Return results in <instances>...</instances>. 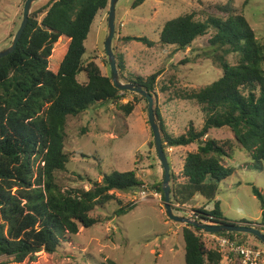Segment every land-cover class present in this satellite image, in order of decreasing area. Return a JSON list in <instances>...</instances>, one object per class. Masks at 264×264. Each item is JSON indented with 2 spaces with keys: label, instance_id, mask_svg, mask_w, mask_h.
<instances>
[{
  "label": "trees",
  "instance_id": "16d2710c",
  "mask_svg": "<svg viewBox=\"0 0 264 264\" xmlns=\"http://www.w3.org/2000/svg\"><path fill=\"white\" fill-rule=\"evenodd\" d=\"M227 2L216 4L225 12L224 18L199 20L193 12H186L166 20L159 33L162 44L174 45L182 52L214 29L209 52L222 69L221 75L198 90L179 95L200 105L202 127L196 130L191 125L175 136L165 129L154 108L165 153L170 146L193 147L183 159L181 184L176 186L171 171L172 203L185 205L201 196L204 204L193 210L199 219L218 223L232 222L224 217L217 197L220 182L233 173L224 160L242 149L254 168L264 162V45L256 39L244 14ZM108 5L109 0H49L36 15H29L15 49L0 58V256L11 257L0 264H32L40 251L51 255L65 234H76L80 227L89 228L98 222L90 213L114 199V190L127 191L144 184L134 170L104 173L87 190H62L55 182V172L68 162L63 151L68 116L83 113L95 103L114 102L127 114L133 108L130 101L121 103L128 91L116 88L111 74L103 75L94 61H84V43L92 22ZM123 40L152 44L145 36L126 35ZM229 53L237 54L234 64L226 60ZM115 57L121 78L124 60L122 55ZM82 72L86 80L79 82L77 76ZM156 77L153 73L125 81L152 94ZM212 128H225L232 137H208ZM153 187L163 197L162 182ZM252 190L263 209L256 224L264 229V198L256 186ZM132 208L125 205L116 213L122 215ZM203 232L192 225L182 227L184 264H222L220 249L207 248ZM213 234L237 239L238 244L251 236L264 247L247 233ZM100 264L118 263L105 258Z\"/></svg>",
  "mask_w": 264,
  "mask_h": 264
},
{
  "label": "rangeland",
  "instance_id": "374dc122",
  "mask_svg": "<svg viewBox=\"0 0 264 264\" xmlns=\"http://www.w3.org/2000/svg\"><path fill=\"white\" fill-rule=\"evenodd\" d=\"M24 1L0 0V50L11 43L21 23ZM48 1L34 2L29 15H36ZM137 2L118 0L115 6L112 49L115 55H122L124 60L123 77L119 78L126 82V79L134 76L146 78L157 73L152 93L153 107H157L165 129L175 136L185 133L191 125L199 130L204 119L200 105L179 95L198 90L221 75L222 69L214 61V54L209 52V38L214 29L210 28L206 35L196 38L182 52L176 51L174 45L162 44L159 33L166 20L186 12H193L199 20H207L209 16L224 18L225 12L217 8L216 4L228 2ZM229 2L233 3L237 12L244 14L256 39L264 45V0ZM107 13L108 7L97 13L84 43V61H94L103 75L110 74L103 46L107 34ZM37 17L40 18V14ZM126 35L145 36L152 44L137 40L124 41ZM226 60L234 64L237 54L229 53ZM77 79L84 82L85 73L78 74ZM123 95L121 103L130 101L133 104L128 114L114 102H108L95 103L85 112L67 117L63 151L68 155V162L64 169L55 172V182L62 190H87L94 181H100L104 173L134 170L144 184L127 191L114 190V199L96 206L90 213L98 220L96 224L89 228L80 227L73 235L65 234L60 238V245L54 253L48 255L40 251L37 261L32 264H100L105 258H111L118 264H184L182 227L185 224L167 217L162 194L153 187L162 182L163 169L154 143L149 145V142H153V134L148 122L146 99L136 92L128 91ZM156 120L159 125L157 116ZM208 137L223 139L232 137V133L225 128H212ZM191 149L192 146L173 147L172 151H166L170 174L172 171L176 186L183 182V159ZM226 162L232 167L233 173L220 182L217 196L224 217L232 222L252 221L255 223L251 225L260 228L256 222L261 221L263 209L252 187L256 186L264 198V162L262 167L254 168L250 165V157L242 149H236L233 157ZM38 164L39 160L34 162V169H37ZM171 182L170 177V185ZM143 189L146 193L153 190L158 194L154 197L147 194L140 198L138 193ZM204 201L200 196L184 206L192 210L201 207ZM130 204L133 208L128 212L122 215L116 213V209ZM180 214L186 215L185 212ZM260 230L264 232V229ZM201 237L207 248L220 249L222 264H238V256L235 253L228 255L218 244L216 234L203 232ZM246 241L242 244L263 252L257 264H264V247L251 236ZM10 260L11 257L0 256V261Z\"/></svg>",
  "mask_w": 264,
  "mask_h": 264
},
{
  "label": "water",
  "instance_id": "95a60500",
  "mask_svg": "<svg viewBox=\"0 0 264 264\" xmlns=\"http://www.w3.org/2000/svg\"><path fill=\"white\" fill-rule=\"evenodd\" d=\"M38 0H25L22 11L21 23L16 30L11 43L0 50V58L11 53L20 39L24 28L27 25L29 19L30 9L32 4ZM118 0H109L108 13H107V34L104 38V51L109 63V70L112 78L113 85L120 89L130 92H136L144 97L147 101V116L148 122L153 134V140L155 145V151L159 159L160 165L163 169V179H162V191H163V206L166 211L167 217L178 223L185 225H192L206 233H219V232H239L247 233L258 238L264 245V232L260 228L253 225H245L237 222H224L218 223L215 221L204 222L202 220H197L190 216H183L174 213L171 203V187L170 181V164L167 155L163 149L162 145V135L159 129V125L156 120L155 110L153 107V95L147 92L144 88L134 85L131 82H123L119 78L118 68L116 64V57L112 49V40L115 34V6Z\"/></svg>",
  "mask_w": 264,
  "mask_h": 264
},
{
  "label": "built area",
  "instance_id": "2783aa9c",
  "mask_svg": "<svg viewBox=\"0 0 264 264\" xmlns=\"http://www.w3.org/2000/svg\"><path fill=\"white\" fill-rule=\"evenodd\" d=\"M172 151V146L167 148V152ZM140 198L147 196V194L151 195L152 197L157 196V191H149L146 193V190L143 189L138 193ZM172 208L174 213L180 214V212H185L186 215L183 216H190L197 220H201L198 217V214L192 209L186 208V206L180 204L179 202L172 203ZM190 210V211H188ZM211 218V217H209ZM204 222H209L211 220H202ZM218 244L223 248L224 251L227 252L228 255L231 253H235L238 256V264H257V261L262 256V251L258 248L252 246H246L243 244H238L236 241L230 239L228 236L225 235H216ZM229 260H233L232 258L228 257Z\"/></svg>",
  "mask_w": 264,
  "mask_h": 264
},
{
  "label": "crops",
  "instance_id": "0c3cea01",
  "mask_svg": "<svg viewBox=\"0 0 264 264\" xmlns=\"http://www.w3.org/2000/svg\"><path fill=\"white\" fill-rule=\"evenodd\" d=\"M174 148H177V147H174ZM172 149H173V146H172ZM174 150H175V149H174ZM185 155H186V153H185ZM185 155H184V156H185ZM227 159L230 160L231 158H227ZM227 159L224 160V163H225L226 165H228L227 162H226ZM181 177H182V176H181ZM182 179H184V178L182 177ZM196 197H200V196H196ZM196 197L192 198V200L195 199ZM190 201H191V200H190Z\"/></svg>",
  "mask_w": 264,
  "mask_h": 264
}]
</instances>
